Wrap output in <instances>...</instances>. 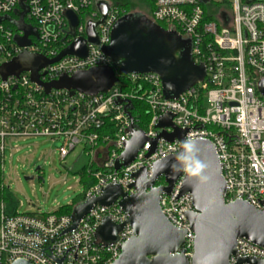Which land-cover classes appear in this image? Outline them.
Returning <instances> with one entry per match:
<instances>
[{
  "label": "built area",
  "instance_id": "obj_1",
  "mask_svg": "<svg viewBox=\"0 0 264 264\" xmlns=\"http://www.w3.org/2000/svg\"><path fill=\"white\" fill-rule=\"evenodd\" d=\"M98 1L109 8L105 21L96 29L99 43L87 44L84 59L66 56L41 70L40 80L49 83L62 75L113 66L103 47L110 44L116 22L127 14L114 0H0V67L25 52L51 60L74 40H88V23L102 19ZM154 1L150 19L192 43L194 63L205 68L203 80L176 99L165 98L157 74H132L124 80L119 76V82L108 93L71 96L67 90L47 94L44 87L32 82L30 72L5 79L0 72V194L8 189L3 184L7 141L48 137L62 141L57 150L62 160L79 146L83 148L89 178L94 182L85 188L80 204L100 197L110 185L132 196L136 193L132 187L135 173L146 169L150 178L156 162L180 151L178 140L159 139L150 154L160 132H174L173 128H158L161 117L169 114L175 128L187 130V141H210L215 146L226 182V204L242 201L263 209L264 96L258 85L264 79V1L227 0L230 8L221 7L215 15L211 9L224 0H210L209 10L199 0ZM16 10L27 11L24 24L36 31V35L28 36L30 43L26 46L17 42L25 33L13 23L20 20ZM66 11L78 16L74 30L64 16ZM134 101L146 107L148 120L144 129L137 126L143 121L139 107L135 111L137 121L133 115ZM129 104L131 110L127 108ZM131 117L135 129L144 132L146 143L132 163L115 170L132 137ZM92 167L96 171H91ZM182 182L183 178L170 195L162 194L160 205L175 228L187 231L181 251L190 261L195 235L186 214L194 207L190 194L179 197ZM164 185L160 178L155 186ZM118 202L95 206L69 231L73 214H20L17 210L9 215L5 202L0 200V264L19 260L31 264H113L121 255V247L134 235L127 223L128 215ZM105 220L117 226L125 224L113 244H105L97 235ZM238 255L264 261V248L240 239ZM230 263L237 264V258L231 257Z\"/></svg>",
  "mask_w": 264,
  "mask_h": 264
},
{
  "label": "water",
  "instance_id": "obj_2",
  "mask_svg": "<svg viewBox=\"0 0 264 264\" xmlns=\"http://www.w3.org/2000/svg\"><path fill=\"white\" fill-rule=\"evenodd\" d=\"M199 1L203 4L210 2ZM97 8L102 19L98 23H88V40H74L51 60L25 52L0 67L3 78L30 72L32 82L44 87L47 94L52 90H67L71 96L75 93L95 96L108 93L119 82V76L157 74L162 81L165 98L176 99L205 77L204 66L196 65L192 59V43L189 40L166 31L146 15L130 13L116 22L110 44L103 47L104 54L112 60L113 66L94 67L72 76L62 75L49 83L42 82L41 70L66 56L84 59L88 55L87 44L99 43L96 29L105 21L109 8L100 1L97 2ZM14 13L20 20L13 23L25 33V37L17 42L21 46L29 45L27 38L36 35V31L24 24L27 11L16 10ZM64 16L74 30L79 23L78 16L71 11H66ZM222 17L227 19L226 14ZM258 89L264 96V79L259 82ZM127 108L131 110L132 105L129 104ZM131 121L129 132L132 137L126 143L115 170L132 163L146 143L144 132L135 129L132 117ZM158 128H173L174 132H160L152 142L150 154L155 151L159 139L167 142L178 140L180 151L156 162L150 178L146 169L135 173L132 185L136 191L134 195L129 196L121 187L110 185L103 189L100 197L77 205L73 211V226L69 231L75 229L95 206H110L119 201L118 205L128 215L127 223L134 235L121 247V255L113 264H231V257L237 258V264H264V261L244 259L238 255L240 239L264 248V201L262 210L242 201L226 204V182L213 143L187 141V130L175 128L169 114L161 117ZM196 164L202 167L197 175H191ZM160 178L164 179L165 185L156 187ZM181 178L183 182L179 197L190 194L194 207L193 211L186 214L190 230L195 235L194 254L190 261L181 251L187 231L175 228L163 214L160 205L162 194L170 195ZM124 225L117 226L105 220L97 235L105 244H113L118 240ZM13 264L31 263L19 260Z\"/></svg>",
  "mask_w": 264,
  "mask_h": 264
},
{
  "label": "rangeland",
  "instance_id": "obj_3",
  "mask_svg": "<svg viewBox=\"0 0 264 264\" xmlns=\"http://www.w3.org/2000/svg\"><path fill=\"white\" fill-rule=\"evenodd\" d=\"M206 7L210 9L209 5ZM140 9L136 6L130 12ZM141 12L149 17L148 10ZM7 144L3 184L17 200L18 213L48 214L81 199L85 187L75 174L85 163L81 146L62 160L57 151L61 140L36 137L8 140Z\"/></svg>",
  "mask_w": 264,
  "mask_h": 264
},
{
  "label": "trees",
  "instance_id": "obj_4",
  "mask_svg": "<svg viewBox=\"0 0 264 264\" xmlns=\"http://www.w3.org/2000/svg\"><path fill=\"white\" fill-rule=\"evenodd\" d=\"M243 3H249L252 2L253 0H241ZM114 2L116 4H118L119 6L123 7L124 11L127 13L129 12L131 9H134L136 6L140 7L142 10L146 9L148 10L149 14V18H151L152 13L154 11L155 8V1L154 0H114ZM221 7H226V9L230 8L229 5V1L224 0L222 3H219L217 5H215L213 7L212 10V14H216L217 12H219V10L221 9ZM123 16V15H122ZM7 23L10 24V20L6 21ZM160 26L162 28H165V25L160 24ZM121 80H124L125 78H127L126 76H121L120 77ZM133 106H134V112L133 115L137 121L136 118V109L139 107V109L141 110L139 113H141L143 121L141 122V124H138L137 122V126L141 129L145 128V124L148 120V115L147 112H145L146 107L145 105L141 104V103H137V102H133ZM100 157H102V160L105 158V153L100 155ZM83 161H85V163L80 166L75 174L79 175V177L81 178V183L84 185V187H88L92 182H94V179L89 178V169L88 168V161H86L85 159H83ZM96 171V169H94V167L91 168V171ZM161 182H163V180H161ZM0 200H3L7 206V213L9 215H14L17 213L18 210V202L15 199V197L8 191V189H4L2 191V193L0 194ZM80 200L73 202L71 205L60 208L59 210L55 211V213L57 214H67V215H72L74 208L80 204Z\"/></svg>",
  "mask_w": 264,
  "mask_h": 264
},
{
  "label": "clouds",
  "instance_id": "obj_5",
  "mask_svg": "<svg viewBox=\"0 0 264 264\" xmlns=\"http://www.w3.org/2000/svg\"><path fill=\"white\" fill-rule=\"evenodd\" d=\"M200 167H202V166L199 165V164H196V165L194 166V168L192 169V171H191L190 174H191V175H197Z\"/></svg>",
  "mask_w": 264,
  "mask_h": 264
},
{
  "label": "flooded vegetation",
  "instance_id": "obj_6",
  "mask_svg": "<svg viewBox=\"0 0 264 264\" xmlns=\"http://www.w3.org/2000/svg\"><path fill=\"white\" fill-rule=\"evenodd\" d=\"M96 5H97V3H96ZM142 11V9H140V11H134V12H127V14H130V13H132V14H141V15H145L143 12H141Z\"/></svg>",
  "mask_w": 264,
  "mask_h": 264
}]
</instances>
